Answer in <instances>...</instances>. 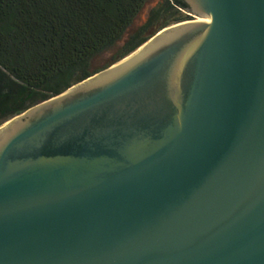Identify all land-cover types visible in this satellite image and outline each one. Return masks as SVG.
I'll return each instance as SVG.
<instances>
[{"label":"water","instance_id":"obj_1","mask_svg":"<svg viewBox=\"0 0 264 264\" xmlns=\"http://www.w3.org/2000/svg\"><path fill=\"white\" fill-rule=\"evenodd\" d=\"M183 1L0 126V264H264V0Z\"/></svg>","mask_w":264,"mask_h":264},{"label":"trees","instance_id":"obj_2","mask_svg":"<svg viewBox=\"0 0 264 264\" xmlns=\"http://www.w3.org/2000/svg\"><path fill=\"white\" fill-rule=\"evenodd\" d=\"M151 1L0 0V126L191 18L183 0H158L137 23Z\"/></svg>","mask_w":264,"mask_h":264},{"label":"rangeland","instance_id":"obj_3","mask_svg":"<svg viewBox=\"0 0 264 264\" xmlns=\"http://www.w3.org/2000/svg\"><path fill=\"white\" fill-rule=\"evenodd\" d=\"M158 0H152L147 6L146 8L144 9V11L142 12L141 16L139 17V19L137 20V23H140L142 22L145 18H146V15H147V12L149 10V7H151L152 5H154ZM185 13H188L186 10H184ZM111 53L110 54H107L105 55L104 57L100 58V61L99 63L100 64H104L107 62L108 58L110 57Z\"/></svg>","mask_w":264,"mask_h":264},{"label":"flooded vegetation","instance_id":"obj_4","mask_svg":"<svg viewBox=\"0 0 264 264\" xmlns=\"http://www.w3.org/2000/svg\"><path fill=\"white\" fill-rule=\"evenodd\" d=\"M191 18H196V16L191 15ZM191 18H190V19H191Z\"/></svg>","mask_w":264,"mask_h":264}]
</instances>
